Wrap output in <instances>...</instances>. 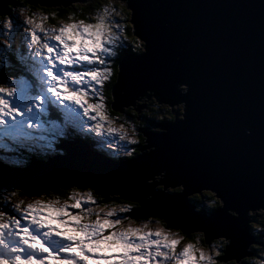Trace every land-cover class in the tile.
<instances>
[{"label":"water","instance_id":"95a60500","mask_svg":"<svg viewBox=\"0 0 264 264\" xmlns=\"http://www.w3.org/2000/svg\"><path fill=\"white\" fill-rule=\"evenodd\" d=\"M26 1L66 7L91 0ZM114 1L129 10L133 31L140 33L135 36L147 39L141 43L142 52L128 53L119 60L110 89L111 110L123 113L124 108H131L140 115L147 106L141 103L143 98L153 96L157 104L181 105V117L156 123L157 130H143L145 143L133 158L112 159L75 137L58 143L63 156L31 160L21 169L0 163V194L12 189L29 195L88 189L104 197V202L122 199L138 204L126 213L127 218L152 217L186 236L200 232L205 244L215 238L228 243L226 235L199 226L208 212L197 210L190 200L195 193L210 192L221 203L210 212L219 211L224 207L214 190L219 189L234 198L241 213L232 208L224 213L232 222L221 231L235 243L229 258L221 256L218 261L237 264L250 257L251 247L258 243L249 229L257 216L247 213L264 210V0H129L130 8L127 0ZM12 3L0 0V15L9 14ZM138 17L142 31L135 26ZM172 76L190 82V95L183 98L185 111V100H177L166 90ZM185 87L178 85L177 89L183 92ZM239 120L245 122L243 134L253 130L251 139H237ZM159 174L161 179L156 181ZM205 179L215 183L201 181ZM175 188L181 190L168 191ZM188 205L199 221L189 215Z\"/></svg>","mask_w":264,"mask_h":264},{"label":"snow or ice","instance_id":"6c2138e0","mask_svg":"<svg viewBox=\"0 0 264 264\" xmlns=\"http://www.w3.org/2000/svg\"><path fill=\"white\" fill-rule=\"evenodd\" d=\"M114 12L115 8L110 11L105 7L90 19H73L70 15L68 22L50 28L44 26L47 15L26 17L22 22L23 32L16 28L18 51L12 47L14 25L5 22L8 42L0 45V52L14 70L4 73L12 79H0V135L15 139L40 131L55 136L60 130L57 121L66 131L78 127L83 133L100 135L102 122L107 121V133L125 139L123 126L112 127L102 93L112 76L111 64L120 58L118 50L127 46V38H121L125 29L113 18ZM52 16L55 18V13ZM135 26L143 30L139 17ZM146 39L140 36L135 47L139 48ZM144 48H149V44L144 43ZM178 85L186 86L183 92L177 89ZM166 90L177 100H185L190 95V82L172 76L167 80ZM89 121L96 122L85 128ZM244 125L243 120L235 125L238 140L253 136V130L243 134ZM261 136L264 139V115ZM108 146L113 145L109 142ZM127 155L131 157L132 151H127ZM201 181L215 183L212 179ZM214 190L224 201V207L209 212L199 226L226 235L228 243L223 252L215 246L211 254L191 243L178 248L182 237L170 230H146L147 225L124 226L116 209L91 207L97 203L91 191L81 193L72 189L63 200L45 191L31 202H14L11 208L5 197L0 202V264H218L213 257L223 256L227 260L235 243L231 235L221 231L227 222H232L224 213L232 208L240 214L241 208L227 192ZM10 195L15 197L17 191ZM191 207L188 205L189 215L199 221L200 217L191 213ZM130 209V204L123 205L119 212Z\"/></svg>","mask_w":264,"mask_h":264},{"label":"rangeland","instance_id":"374dc122","mask_svg":"<svg viewBox=\"0 0 264 264\" xmlns=\"http://www.w3.org/2000/svg\"><path fill=\"white\" fill-rule=\"evenodd\" d=\"M32 16H35L38 18L40 16V14H38L37 12H34V11L30 12V11H28L22 7H16L12 10V14L10 16L2 18L0 21V45H6L8 42V36L6 33L9 30L4 28L5 22H10L15 27L18 26L19 32L22 33L24 30V26H22L23 20L26 17H32ZM60 23H62V22H57L53 26H58ZM44 26L50 28V26L47 25L46 21L44 22ZM15 27H13L11 29V31L13 32L12 47H13V49L18 51L19 50V37H18L19 35H18ZM121 38L123 39V37H121ZM141 49H142V47H141ZM2 56H3V53L0 52V79L7 78L10 80V79H12V77L10 75L5 77L4 73L9 72L8 68H10L11 65L8 64L7 62H5L2 59ZM18 58L19 57L17 56V59ZM112 65H113V63L111 64V66ZM107 83L105 84V86L102 89V93H103V96L105 98V104H106L105 112H106L108 119L112 121V127L120 129L121 126H123V134H125L124 140H120L119 135L116 133H112V134L107 133V131H106V129L108 127L107 121L102 122L103 127H102V131H101L100 135H97L94 132L83 133V132H81V130L78 127L73 128L71 131H66L65 126L60 121H57V124H58V127L60 130L57 132V134L55 136H52V135H49L47 133H43L40 131L33 132L30 137H20V138H15V139L6 138L3 135H0V163L4 164L6 166H9V164H12V165L21 167L27 163L29 155H32V154L35 155L38 157L37 159H39V158L46 159V155H45L46 153L50 156H52L56 153L59 154V153H61V149L58 148V146H57L58 143L61 141V139L66 138L67 136H70L72 133L74 135L77 134V135H80L82 137L87 136L88 139H90L92 141V144L94 146H96V148H98L99 150H101L103 152H106L111 157L123 158V159L131 158L133 156V151L136 152L138 145L140 143V139L138 136V134L140 132V128L143 129L144 127L141 123H139V125H138V124H135L131 121L126 120L124 116H112L109 113L108 102H107L108 99L104 95V89H105ZM143 102H145L147 104L149 103V104H151L153 106H157V107L161 106V109H164V110H166V108H169L165 104H162V103L157 104L158 101L155 100L153 96H151L149 99H147L146 97L143 98L141 103H143ZM154 109L157 112L153 113V117L155 119H160L162 117L161 114L158 113L159 111L157 108H154ZM169 112L170 113L172 112V114L176 117H181L182 106L179 105V106L169 108ZM150 114H151V112L148 111V118L152 117ZM97 120H99V118H97ZM95 122L96 121H89L88 124L85 125V128L89 127V125H91ZM152 130H157V129H152ZM41 136H43L44 138L40 139ZM129 140H134V141H136V143H129ZM109 142H111V144L113 145L112 147L108 146ZM49 145H51V147H49ZM129 150L132 151L131 157L127 155V151H129ZM14 157H16L17 160H19V161L14 162V161H16V159ZM10 160H14V161H10ZM160 179L161 178H159V177L156 178L157 181ZM72 189H76V188L69 189L68 193ZM177 189H179V191H180V188H177ZM14 190L15 189H12L9 191H4L1 194V202L4 200L5 197H8V199L10 201V203L8 204L9 208H11V205L14 202H18V201L22 200L25 203H28V202H31L32 200L40 197V195H32V196L26 195V194H23L22 192H20L18 190H15V191H17V195L15 197H12L10 195V193L13 192ZM76 190L80 191L81 193H85V192L90 191V190H79V189H76ZM50 194H51V196H53V193H50ZM194 195H197V194L195 193V194L191 195L190 200H191V197ZM54 196H57V194H55ZM93 196L96 199V196L94 194H93ZM61 200H63V199H61ZM215 202H217L216 207L221 206L219 199H217V201H215ZM192 204L195 206V208L197 210H205V209H208V211H209V209H211L213 211L215 210L214 208H211V204L208 203V199L207 200L205 199L200 204L193 203V202H192ZM123 205H128V204L127 203H120V202L110 203V204H101L97 201V203L95 205H91V207H93L96 210H99V208L105 207V206L116 209L117 214L122 219L124 226L143 227V226L147 225L146 230H152V231H155L157 229H163L164 231L170 230L172 233L177 234L178 237H182L181 244L178 246V248H182L185 243H191L196 248L204 250L207 254H211L213 247L219 246V248H220L222 245V248H220L222 251L224 249L225 245L227 244V241L225 238H215V239H212V241H210L208 244H204L201 241L202 240V234L201 233H193L191 235H194V237L192 236L191 238L185 239L183 236L186 237V235H182V233H180L177 230L167 228L165 225H163L161 223L163 221L158 220V219H154L152 217H150L148 219H138V220H133V219L127 218L126 213L129 211L124 212V213L119 212V208ZM201 205H202V208L199 209V207ZM105 210H107V208H105ZM229 213L232 215H235V216L237 215L233 211H229ZM247 215H248V217L251 215L257 216L254 218V221H255L254 223H249L250 234L252 236H254L253 232H254V226L256 224H257L256 225L257 226L256 231H261L262 233H264V210H255L253 212L247 213ZM213 258L218 261L219 257L214 256ZM218 264H224V262L218 261ZM242 264H264V249L262 250V252H260L258 254V256H253V257H251L250 261L244 262Z\"/></svg>","mask_w":264,"mask_h":264},{"label":"trees","instance_id":"16d2710c","mask_svg":"<svg viewBox=\"0 0 264 264\" xmlns=\"http://www.w3.org/2000/svg\"><path fill=\"white\" fill-rule=\"evenodd\" d=\"M9 10H12L16 7H22V8H28V9H32L34 12H37L38 14H42V15H47L48 19L46 20V23H56V22H68L67 18L68 16H72L73 19H90L93 15L101 12L105 7H107L110 11L115 8V12L113 13V17L115 18V20L117 22H119L125 29V33L123 39L126 37V47L122 50H118L119 54H120V58L125 55L128 52H133V53H140V51H142L141 46L139 48L135 47L138 38L135 36L133 28H132V24L130 23V12L129 10H127L125 8V5L114 1V0H91L89 2H87L86 4H74V5H70L67 7H55V8H49V7H45V6H41V5H30L27 3L26 0H13V3L10 4L9 6ZM55 13V18H53L52 14ZM119 59H116L113 62V65L111 66L112 68V77L110 79V81L107 83L105 89H104V95L105 97L108 99V105L110 107V103H111V93H110V89L113 85V83L116 80V76H117V64L119 62ZM167 106V105H166ZM169 107V106H168ZM154 108L158 109V113L161 114V118L160 119H155L153 117V113L157 112ZM170 108V107H169ZM169 108H166V110L161 109L160 107L157 106H153L151 104H147V106L144 108V110H142L140 115H137L132 109H124V113L122 114V116L125 117L126 120L131 121L135 124L141 123L143 125V129L140 128V132L138 134L139 139H140V143L138 145V148L141 147L145 142H144V137L141 133L142 130L144 129H152L154 127L155 123H160V122H164L167 120H173L174 119V115L172 114V112H169ZM148 111L151 112V118H148ZM109 113L112 116H115L117 114L111 112L109 110ZM141 117L140 121H137V118ZM138 153V149L136 150V152L134 153V155H137ZM40 159V158H39ZM69 190V189H68ZM68 190H63V189H59V191L57 193L54 192H49V193H53V196L55 194H57V196L62 197L63 199L65 198V195L68 193ZM179 190V189H176ZM175 190V191H176ZM93 193V192H92ZM94 194V193H93ZM96 201H98L101 204H110V203H127L128 205H131V211H133L135 208L138 207V204L136 203H132L129 201H123L122 199H118L117 201H114L113 199H107L104 202V197L102 198L101 195H96ZM115 197V196H114ZM113 197V198H114ZM112 198V197H110ZM208 199V203L211 204V208L216 209V204L217 202V198L213 197V194L210 192H202L198 195H194L191 197V202L193 203H202L204 200ZM202 207V206H201ZM200 209V208H199ZM208 210V209H207ZM211 210V209H209ZM138 220V219H137ZM163 225H165L163 222H161ZM257 225V224H256ZM254 226V232L253 235L257 238L258 243L253 245L251 247V251H252V255L242 261H240L238 264H242L244 262H248L251 260V257L253 256H258V254L260 252H262V250L264 249V233H262L261 231H256L257 226ZM174 230V229H173ZM180 232V231H179ZM196 233H200V232H196ZM194 237V235H189V236H183L185 239L187 238H191ZM202 243L205 244L203 237H202ZM222 248V245L221 247ZM224 264H235L234 261H229L226 262Z\"/></svg>","mask_w":264,"mask_h":264},{"label":"clouds","instance_id":"9594fccd","mask_svg":"<svg viewBox=\"0 0 264 264\" xmlns=\"http://www.w3.org/2000/svg\"><path fill=\"white\" fill-rule=\"evenodd\" d=\"M74 5V4H73ZM42 6V5H41ZM46 7V6H45ZM59 7H62V6H59ZM67 7V6H66ZM49 8H51V7H49ZM54 8V7H53ZM11 12V11H10ZM48 26H50V27H52L53 25H51V24H48ZM132 26V25H131ZM141 47H142V45H141ZM155 99V98H154ZM62 152V151H61ZM57 154V153H56ZM56 154H54V155H56ZM54 155H52V156H54ZM177 189V188H176ZM79 190H82V189H79ZM85 190H88V189H85ZM180 190H181V188H180ZM91 191V190H90ZM92 192V191H91ZM176 192H179V190H176ZM27 195H29V194H27ZM198 195V194H197ZM30 196H32V195H30ZM60 199H63L62 197H59ZM139 207V206H138ZM218 208V207H217ZM205 210H207V209H205ZM131 211V210H130ZM210 211H213V210H209L208 212H210ZM148 219V218H147Z\"/></svg>","mask_w":264,"mask_h":264},{"label":"bare ground","instance_id":"6f19581e","mask_svg":"<svg viewBox=\"0 0 264 264\" xmlns=\"http://www.w3.org/2000/svg\"><path fill=\"white\" fill-rule=\"evenodd\" d=\"M10 69H13L11 66H10ZM37 161H42L41 159H36ZM158 177H160V174L158 175ZM157 181V180H156ZM209 208V207H208ZM168 228V227H167Z\"/></svg>","mask_w":264,"mask_h":264},{"label":"flooded vegetation","instance_id":"af4514ba","mask_svg":"<svg viewBox=\"0 0 264 264\" xmlns=\"http://www.w3.org/2000/svg\"><path fill=\"white\" fill-rule=\"evenodd\" d=\"M149 104V103H148ZM138 121H140V119H138ZM135 151H133V153H134Z\"/></svg>","mask_w":264,"mask_h":264}]
</instances>
